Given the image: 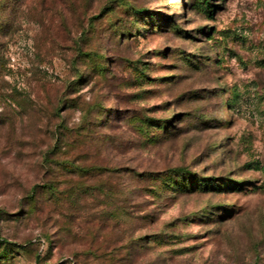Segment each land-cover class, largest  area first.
Here are the masks:
<instances>
[{
	"label": "rangeland",
	"instance_id": "374dc122",
	"mask_svg": "<svg viewBox=\"0 0 264 264\" xmlns=\"http://www.w3.org/2000/svg\"><path fill=\"white\" fill-rule=\"evenodd\" d=\"M16 2L0 264H264V0Z\"/></svg>",
	"mask_w": 264,
	"mask_h": 264
},
{
	"label": "trees",
	"instance_id": "16d2710c",
	"mask_svg": "<svg viewBox=\"0 0 264 264\" xmlns=\"http://www.w3.org/2000/svg\"><path fill=\"white\" fill-rule=\"evenodd\" d=\"M16 1H17V0H0V18H1V16H2V14L8 10V6H9V4L11 5V4L15 3ZM22 1H23V0H18L17 2H19L20 5L22 6V3H21ZM17 2H16V5H17ZM205 4L207 5L208 2L205 1ZM17 6H18V5H17ZM16 8H17V7H16ZM207 8H208V6H207ZM207 11H208V9H207ZM143 12H144L143 10H142V11H139L140 14H142ZM0 25H1V22H0ZM3 27H4V26H0V32H1V30L3 29ZM99 169L102 170L103 168L99 167ZM29 198L31 199V197H29Z\"/></svg>",
	"mask_w": 264,
	"mask_h": 264
}]
</instances>
